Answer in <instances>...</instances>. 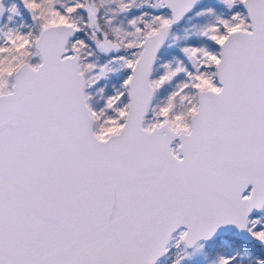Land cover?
<instances>
[{
    "label": "snow or ice",
    "instance_id": "1",
    "mask_svg": "<svg viewBox=\"0 0 264 264\" xmlns=\"http://www.w3.org/2000/svg\"><path fill=\"white\" fill-rule=\"evenodd\" d=\"M0 264H264V0H0Z\"/></svg>",
    "mask_w": 264,
    "mask_h": 264
}]
</instances>
